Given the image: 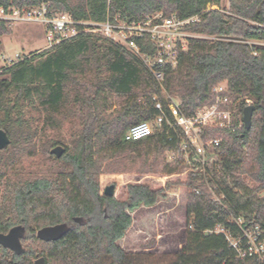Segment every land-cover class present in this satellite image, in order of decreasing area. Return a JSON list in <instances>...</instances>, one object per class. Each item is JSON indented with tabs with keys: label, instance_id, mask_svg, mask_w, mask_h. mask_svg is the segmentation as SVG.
Wrapping results in <instances>:
<instances>
[{
	"label": "trees",
	"instance_id": "obj_1",
	"mask_svg": "<svg viewBox=\"0 0 264 264\" xmlns=\"http://www.w3.org/2000/svg\"><path fill=\"white\" fill-rule=\"evenodd\" d=\"M0 2L6 7L11 3L31 7L38 0ZM51 2L53 10L68 12L76 21L105 22L108 15L114 18L119 13L130 21L160 12L166 17L177 15L181 19L199 16L200 20L187 30L212 39H191L178 66L165 70L162 86L129 49L90 33H81L51 50L32 54L2 71L0 129L8 133L11 144H17L12 139L17 129L13 116L21 102L32 104L38 100L53 116L70 97L71 88L90 82L87 79L92 75L96 77L91 80L96 97L108 92L124 99L125 104L107 138L97 136V118L88 116L89 125L75 147L57 158L65 170L55 178L24 179L18 173L14 181L5 180L0 172V187L5 188L2 199L0 197V233L7 234L14 227L24 226L26 236L22 244L39 242L44 249L37 254L32 248L23 246L25 253L19 256L0 246V264H34L33 259L41 257L45 258L46 264H139L118 242L132 225L130 212L141 206L156 205L165 197L166 190L129 184V198L125 202L102 195L99 182L102 153L108 152L107 158L134 155L141 159L178 151L183 133L178 128H170L167 123L161 132L156 131L140 141L127 142L125 135L133 126L152 122L159 116L155 108L157 102L162 103L170 118L165 94L178 98L182 113L191 117L203 106L214 103L213 90L223 83L228 86V96L234 101L241 100L237 114L241 121L244 110L248 106L255 107L252 127L246 129L243 125L235 133L213 130L224 132L227 137L214 150L221 171L213 172L211 179L217 196L223 198L216 201L204 186L203 179L190 174L189 184L199 193L192 194L188 204L190 229L186 245L168 264H264L257 258H239L225 235L215 232L220 226L238 239L243 229L260 226L264 238V196H261L264 191V45L253 43L264 42V0H230L228 11L208 10L209 5L220 8L221 0ZM9 33V23L0 21V36ZM138 44L143 53L155 52L146 39L138 40ZM36 58L41 59L37 64L34 63ZM13 94L12 103L10 96ZM140 98L144 104L138 102ZM247 100L252 103L248 105ZM17 113L20 114V110ZM103 128L100 127L102 133ZM209 138L204 137L205 140ZM96 140L103 143L98 150ZM59 144V141L53 142L52 147ZM4 153L5 150L0 151V164ZM241 169L259 186L246 185L240 176ZM177 171L171 167L167 174L173 175ZM240 219L243 220L242 227L237 223ZM62 224L68 225L70 230L60 240L44 242L37 238L40 229Z\"/></svg>",
	"mask_w": 264,
	"mask_h": 264
},
{
	"label": "rangeland",
	"instance_id": "obj_2",
	"mask_svg": "<svg viewBox=\"0 0 264 264\" xmlns=\"http://www.w3.org/2000/svg\"><path fill=\"white\" fill-rule=\"evenodd\" d=\"M230 0H221L220 9L228 11ZM65 12L63 10H56ZM68 13V12H67ZM10 33L0 36V80L2 71L11 67L10 60L15 55L22 59L47 51L44 49L48 45L46 40L45 26L36 22H8ZM201 38L212 39L207 35ZM252 43V42H251ZM257 45H264V42L253 41ZM51 50V49H50ZM36 58L34 63L40 62ZM95 76H90L83 86L71 88V94L59 113L49 115L42 108L38 100L32 104L21 102L20 114L16 110L13 121L17 124L15 135L12 138L17 144H11L5 150L4 158L0 164V172L4 174L5 180H16L17 174H21L24 179L46 177L55 178L60 172L65 170L62 162H58L56 156L51 155V151L62 146L68 150L75 147L76 142L84 132V128L89 125L88 116H95V130L99 138H107L109 130L117 123L120 113L123 110L125 101L114 94L105 92L100 98L96 97L95 89L91 86V80ZM167 98V95L165 94ZM15 95H11L12 103ZM156 100L157 97H154ZM139 103L144 104L143 98ZM236 113L239 111L241 100L234 101ZM201 109V108H200ZM19 119V121H17ZM19 122V123H17ZM103 133L100 127H103ZM210 129L204 135L210 138L205 140L222 139L227 140L224 132L217 133ZM219 135V137H216ZM29 138V139H28ZM28 139V140H27ZM97 139V138H95ZM60 144L53 146V142ZM98 150L103 144L97 140L94 142ZM102 147V146H101ZM246 149V147L244 148ZM108 152L102 153L103 162L100 163L99 182L101 194L104 195L105 188L114 185L116 187L115 198L120 202L128 200L127 185L142 184L150 186L152 189H164L166 195L156 205L140 208L131 211L132 225L127 230L123 239L118 244L126 251L135 256L139 264H168L173 262L181 252L187 242V232L189 228L188 204L191 195L196 192L189 184V165L184 163L180 155L175 159L163 152L152 154L147 158H135L134 155L114 156L107 158ZM211 162H209V165ZM153 165V166H152ZM177 168L173 175L167 174L168 168ZM241 178L251 188L259 186L248 174H244L241 169ZM211 177L204 186L211 193L214 189L211 185ZM5 188L0 187V197L4 194ZM214 197V195L211 193ZM264 196V191L261 193ZM0 199V207L2 200ZM36 228V227H34ZM25 248H32L37 254L43 252V246L39 242L23 244ZM36 259H33L35 262Z\"/></svg>",
	"mask_w": 264,
	"mask_h": 264
},
{
	"label": "built area",
	"instance_id": "obj_3",
	"mask_svg": "<svg viewBox=\"0 0 264 264\" xmlns=\"http://www.w3.org/2000/svg\"><path fill=\"white\" fill-rule=\"evenodd\" d=\"M51 5V0H38L37 4L31 7H19L12 3L6 7L0 2V21L43 24L48 42L46 50L76 38L81 33L94 34L116 42L137 55L161 86L166 77L165 70L178 66L180 56L189 48L190 40L202 37L187 30L193 23L200 20L199 16L181 19L177 15L166 17L160 12L148 15L141 20L130 21L119 13L114 18L108 15L105 22L76 21L70 13L55 11ZM219 9L217 5L208 6V10ZM143 39L154 47L153 54L142 52L138 40ZM24 59L18 54L15 55V58L10 60L11 66ZM213 92L214 103L203 106L191 117L182 113V103L178 98L167 96L170 118L162 103L157 102L155 108L159 111V116L152 122H143L130 128L125 135V141H140L156 131L161 132L164 123H167L170 128H178L183 133V141L178 151H167V153L175 161L178 159L177 154L182 156V161L190 166L189 172L192 176L202 178L208 183L211 173L221 171V165L218 163L214 150L223 142L222 139L206 142L204 135L210 129H223L235 133L244 125L236 113L237 105L227 95V84L218 85ZM246 103L250 105L252 102L247 100ZM209 162H211L210 165ZM210 190L216 201L223 198V196H217L215 188ZM196 193H199L198 189ZM237 223L239 227H242L243 220L240 219ZM215 232L225 235L239 258H257L260 262L264 261V238L260 226L250 230L243 229V234L238 239L220 226ZM207 233H213V231H207Z\"/></svg>",
	"mask_w": 264,
	"mask_h": 264
},
{
	"label": "water",
	"instance_id": "obj_4",
	"mask_svg": "<svg viewBox=\"0 0 264 264\" xmlns=\"http://www.w3.org/2000/svg\"><path fill=\"white\" fill-rule=\"evenodd\" d=\"M255 112L254 106H248L244 110L243 123L246 129L252 127V119ZM11 145V138L8 133L0 129V151L6 150ZM67 149L62 146H57L51 151V155L60 159L64 156ZM116 187L114 185L105 188L104 195L110 198L115 197ZM80 221V220H77ZM70 230V227L66 224L49 226L40 229L37 232V238L44 242H53L60 240ZM26 236V228L24 226H17L12 228L7 234L0 233V246L5 249L11 250L17 255H23L25 248L22 241ZM34 264H46L45 258H38Z\"/></svg>",
	"mask_w": 264,
	"mask_h": 264
},
{
	"label": "crops",
	"instance_id": "obj_5",
	"mask_svg": "<svg viewBox=\"0 0 264 264\" xmlns=\"http://www.w3.org/2000/svg\"><path fill=\"white\" fill-rule=\"evenodd\" d=\"M44 49H46V47H44Z\"/></svg>",
	"mask_w": 264,
	"mask_h": 264
}]
</instances>
